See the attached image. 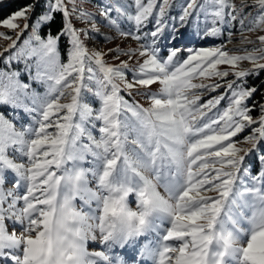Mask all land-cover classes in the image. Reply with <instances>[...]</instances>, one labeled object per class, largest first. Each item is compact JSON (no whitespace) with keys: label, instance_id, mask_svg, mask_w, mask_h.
Returning <instances> with one entry per match:
<instances>
[{"label":"snow or ice","instance_id":"6c2138e0","mask_svg":"<svg viewBox=\"0 0 264 264\" xmlns=\"http://www.w3.org/2000/svg\"><path fill=\"white\" fill-rule=\"evenodd\" d=\"M38 3L0 20L15 32H0L10 41L0 57L16 49L6 63L23 62L28 74L23 82L21 71L0 69V264H264V102L247 104L258 89L245 87L264 72V35L243 55L226 45L175 46L190 19L198 39L226 32L231 43L238 24L240 43L255 45L247 33L264 32V0H183L176 17L169 16L174 0H105L100 20L80 7L83 0H46L29 24ZM56 13L62 26L53 35ZM74 16L89 27L76 28ZM101 25L138 47L90 51V33L113 38ZM106 55L119 63L107 64ZM133 60L138 66L130 68ZM245 61L250 68L240 67ZM230 74L235 79L224 80ZM157 84L144 93L147 108L121 95ZM225 85L226 93L203 100ZM5 109L23 110L32 122L18 129ZM252 154L255 173L246 163Z\"/></svg>","mask_w":264,"mask_h":264},{"label":"rangeland","instance_id":"374dc122","mask_svg":"<svg viewBox=\"0 0 264 264\" xmlns=\"http://www.w3.org/2000/svg\"><path fill=\"white\" fill-rule=\"evenodd\" d=\"M11 1L12 0H0V5L8 6ZM42 1L43 0H39V2H42ZM33 2H34V0H28L27 4H31ZM104 2H105V0H83V3L80 4V7L83 8V10L92 13L93 16L97 20H100L101 18L98 15V9H99V6L102 5ZM179 2H183V0H174L173 7L169 11V16L176 17L179 15L180 8L177 6V4ZM248 2L251 4L252 0H248ZM235 3L239 4L240 0H235ZM43 4L46 7V0L43 1ZM68 7L71 8V5H69ZM18 10H20V9H14V11H12L9 15L5 16L4 18H2L0 20L8 18L12 13H14ZM245 12H252L253 15H255V10L252 8H246ZM34 20H35V17L32 18V21L29 22V24H31ZM18 22L21 24V26L24 23L23 20H20ZM72 22H73V25L78 29H84V28L89 27V25L82 23L75 16L72 18ZM169 23H174V21H169ZM191 23H192V21L190 19L189 26L185 29H181L183 36L180 40L175 42V46L180 47L182 49H186L188 47L195 49V48H200V47L206 48V47H212V46L226 45V50H228L230 52V54L243 55L244 52L240 51V49L247 48V49L251 50L253 47L259 46V42L257 40V37L260 35H264V32H262V31L248 32L247 33L248 39H250L252 41H256V44L255 45L254 44H241L240 43L241 37H240L239 32H238L239 25L236 24V26L234 28L230 29V31H232L234 33V35L232 36V42L231 43L227 42L228 37H227L226 32L222 33V35H220L219 37H213V38H208V39H198L192 35L193 29L191 27ZM124 26L127 27L128 25L125 24ZM203 27H204V25H203V23H201V28L203 29ZM148 28L149 29L152 28L151 23L148 25ZM30 31H31V29L29 28V30L24 32V34L20 37V40L17 42V48H20L23 45L24 41L26 39H28ZM0 32H4L8 35L13 36V38H15V32H13L9 29L0 27ZM101 32L104 34V36H109V37H113V38L106 42L104 37L101 36L100 34L90 33V38L85 40V46L87 48H89L90 51L91 50H98V51H103V52L107 53L109 49H115L117 47H120L121 49H124V50L136 49L138 47L136 41L132 40L131 38L125 39V38L116 37L114 35V33L110 32L107 28H104L102 25H101ZM65 38H66V42H67L68 38L67 37H65ZM82 39H84L83 36H82ZM9 43H10V41L0 39V50H2L4 47H7V45ZM161 46L166 48L170 45L165 41V42H162ZM15 51H16V49H12V50H10L9 53H4V56L0 57V69L8 70V71H11V70L21 71V76L19 77L20 80L23 82H28V74L23 71V68H24L23 62H21V63L13 62L11 64V68H9L7 63H6V57H8L11 52H15ZM180 55L183 58L187 55V52L182 51ZM104 59H105V62L109 65L115 66L119 63V61L114 60L112 58V55H106L104 57ZM121 59H126V57H121ZM142 59L143 58H140L141 61H142ZM61 61H62V63L67 62V52L66 51H65L64 57H61ZM29 63H32V61L30 60ZM137 66L138 65H137L135 60L130 61V63H129L130 68L137 67ZM240 67L241 68H250L251 65L245 61V62H242ZM218 70L229 71L230 73L232 72V69H230L227 65L219 66ZM34 71L35 70L33 69V74H34ZM233 79H235V77L231 74L228 77L224 78V80H233ZM246 79H247V84L245 85V87H249V86L255 87V84L251 83L250 78L247 77ZM258 81L260 83V91L264 90V76L262 78H260ZM258 81H256V84ZM208 82L209 83H215L216 80L213 79V80L208 81ZM221 83H223V81H221ZM32 88H34L39 93L44 92V87L40 84L33 83ZM158 90H159V85L157 84V85H153L147 89H139V93H140L139 95L136 94L135 90L133 91V94L131 96H129L125 92H122L121 95H123L125 97V99L128 100L129 102H136V103H139V105H141L142 107L147 108L150 106V101L148 99H146L144 93L145 92L154 93V92H157ZM29 91H31V89ZM223 93H226V85H225V87H221V88L217 89L215 92L208 93L207 95H205L203 97V100H206V99L210 98L211 96H216V95H220ZM89 98H91L90 94H89ZM260 98L258 99L259 103L262 102ZM203 100L201 102H203ZM246 103L251 105L250 100L246 101ZM227 105H228V95L226 94L225 99L221 101L219 108L220 109L226 108ZM95 106H98V104H94V107ZM11 111L17 112L18 117H13L10 114ZM4 114L7 118L13 120L14 124L16 125V127L18 129L22 124H29L32 122L31 117L27 113H25L23 110H7V109H5ZM250 114L254 118H259V115H260L259 108H257L253 113H250ZM96 124H97V128H98L99 122H96ZM255 126L256 125H253L252 127H255ZM92 131H93V135H95L98 138L99 132L96 129H93ZM250 132H251V129H246L245 132H243L240 135H238L237 137H235L234 140L240 141L243 139L244 136L250 134ZM239 146L248 147V145H246V144H240ZM88 159H91V157H89ZM84 166L88 167L89 165L86 163ZM257 166H258V168L260 167L259 161L257 163ZM252 172L255 173L256 171H252ZM12 179H13L12 174H9V180L5 184V190H7L8 188H10L12 186ZM90 187H94V182L92 184H90ZM131 199L132 198L130 197V200ZM76 203H77L78 207L81 204V202L79 200H77ZM94 206L95 205L93 204V207ZM131 206L133 208H135L134 203H132ZM6 223L8 225L12 226L11 222H6ZM96 247L97 246L95 244H92L90 242V244H89V250L90 251ZM149 262L151 263V261H149Z\"/></svg>","mask_w":264,"mask_h":264},{"label":"trees","instance_id":"16d2710c","mask_svg":"<svg viewBox=\"0 0 264 264\" xmlns=\"http://www.w3.org/2000/svg\"><path fill=\"white\" fill-rule=\"evenodd\" d=\"M44 1V0H43ZM42 2H39L38 5L35 7L34 12L31 13L29 22L32 21V18H36L38 15H42L47 9L45 5ZM28 0H12L8 6L0 5V19L4 18L5 16L9 15L14 9H21L25 7L27 4ZM55 15V20L53 21V24L51 25V30L52 34L55 35L57 30L62 26V16L59 13L54 14ZM46 28H42L41 30V35L44 36L46 33ZM66 38L62 37L61 43L59 45L60 52H61V57H64L65 51H66ZM264 76V72H260L258 75H253L249 76L250 81L252 84H255V87L258 89V92L255 94L254 98L250 100V103L252 104L253 102L259 103V98L261 99L262 102H264V90L260 91V83L259 79ZM256 81L257 84H256ZM255 111V110H254ZM252 111L251 113H253ZM246 163H249L252 165V171H256L258 169L257 163L258 160L256 158L255 154L250 155L249 157L246 158Z\"/></svg>","mask_w":264,"mask_h":264}]
</instances>
